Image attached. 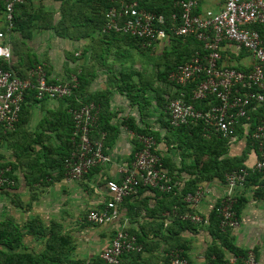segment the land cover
<instances>
[{
  "label": "crops",
  "instance_id": "crops-1",
  "mask_svg": "<svg viewBox=\"0 0 264 264\" xmlns=\"http://www.w3.org/2000/svg\"><path fill=\"white\" fill-rule=\"evenodd\" d=\"M87 1V16L66 24L64 32L37 19L26 25L20 16L3 42L11 49L9 64L15 74L25 75L31 65H41L50 81L75 78L73 105L86 99L96 105L98 125L91 137L100 140L103 132L107 162L80 179H66L62 159L72 148L67 101L36 99L28 91L14 128L3 130L0 125V168L11 181L0 185V264H104L100 252L119 229L134 236L142 247L140 252L123 253L120 264H169L168 253L175 248L182 249L189 264H264V171H251L258 152L249 137L264 121V101L247 110L223 155L237 158L248 173L234 190L239 224L219 231L209 223L213 206L227 192L223 177L202 179L198 168L205 156L196 161L198 157L181 141L190 134L165 126L167 108L158 104L174 92L163 73L173 69L179 54L185 57L184 50L192 47L186 49L184 40L175 44L170 37L145 45L123 34L100 31L104 0ZM134 1L143 9L158 8L165 13L173 7L171 0ZM61 2L26 0L15 13L41 8L52 11L55 22ZM222 3L198 0L193 12L218 11ZM1 8L0 4L3 30ZM254 27L264 45V23ZM218 52L221 66L247 71L254 64L252 54L230 40L223 39ZM141 130L156 132V138L151 136L174 193L143 186L117 205L109 222L88 221L86 214L102 209L110 199L106 182L119 181V167L133 161ZM192 181L209 193L197 206L187 207L177 194L190 188ZM192 212L207 223H191L184 215Z\"/></svg>",
  "mask_w": 264,
  "mask_h": 264
},
{
  "label": "built area",
  "instance_id": "built-area-1",
  "mask_svg": "<svg viewBox=\"0 0 264 264\" xmlns=\"http://www.w3.org/2000/svg\"><path fill=\"white\" fill-rule=\"evenodd\" d=\"M25 0H0L4 18V29L0 30V59L9 61L11 49L3 40L14 25L16 6ZM198 0H175L178 12L170 16V22L161 13L138 7L135 1L118 0L115 5L104 11L103 32H116L142 39L146 45L167 39L170 34L192 35L203 42L205 52L195 54L186 62L176 66L168 74V79L176 85H184L190 79L200 81L193 90V100L213 97L216 103L205 109L196 108L182 98H175L167 104L168 123L178 127L193 121H202L208 130L230 139L240 119L246 116L252 104L264 100V45L258 30L254 27L264 23V0H223L218 11L206 10L203 14L193 11ZM223 39L234 42L246 49L254 58V64L247 71L221 66L219 45ZM77 87L75 78L70 82L50 81L41 65L30 67L25 76L15 74L12 69L0 66V125L3 130H11L18 121L25 94L30 91L36 99L67 98ZM72 119L70 154L64 160L65 178L80 179L93 167L107 162L100 140L91 137V131L98 119L97 107L93 102L79 106H68ZM258 152L252 171H264V121L259 122L250 133ZM140 147L134 152L129 166H120L119 181L109 180L106 187L110 199L100 210H90L86 219L95 224L109 222L114 210L122 200L134 195L140 187L156 189L161 193H174V184L163 166L156 150V141L151 135H138ZM248 170L240 168L225 176L226 194L219 200V225L236 227L234 190L244 183ZM0 168V185L10 183ZM209 190L198 186L193 193L184 196L191 207ZM190 222L207 223V219L196 212L184 215ZM142 247L135 237L119 229L110 242L100 252L104 264H120L125 252H140ZM171 264H189L180 250L172 249L168 253ZM248 261L253 262L250 255ZM211 264V263H208Z\"/></svg>",
  "mask_w": 264,
  "mask_h": 264
},
{
  "label": "trees",
  "instance_id": "trees-1",
  "mask_svg": "<svg viewBox=\"0 0 264 264\" xmlns=\"http://www.w3.org/2000/svg\"><path fill=\"white\" fill-rule=\"evenodd\" d=\"M25 1L23 3L17 5L16 8L19 7V6L22 7V5L25 3ZM61 1H62L61 5L59 7L60 16L57 19V21L53 22L52 11H46L44 9L39 8V9H36L34 12L22 11L20 13V15L15 13L13 28L18 24L17 18H20V16H21L20 19L22 20V23H26V25H27V23H31V21L33 19H37L39 21H44L47 24L49 22L50 25L52 27H54L55 31L64 32V28H65L66 24L67 25L68 24H72L73 25L77 21H79L82 17H86L87 16V15L84 14L85 13L84 10H85V8L87 6L90 5L89 1H87V0H75L74 2H70V1H67V0H61ZM124 1L128 2V1H134V0H124ZM117 2H118V0H104L103 1L104 7H103V10H102V13H101V15H102L101 16V24H100V27H99L100 31H101L102 26H103L104 21H105L104 20V11H105V9L107 7H109V6H111V5H115ZM171 4L173 6L172 10H169L166 13L161 11L158 8L157 9L151 8V9H146V10L153 11V12H156V13L163 12L164 16L166 17V20L168 22H170L171 14L178 10V6L176 5L175 0H171ZM95 20L99 21V17L95 18ZM21 27H22V29L26 28V26H24V25H21ZM111 33H116V32H112L111 31ZM116 34H121V33H116ZM125 36H127V35H125ZM127 37H131V36H127ZM169 37H170V39H173L172 41L175 44H176V42L180 43V42H182L184 40L183 43H184V46H186L185 47L186 49H190V47H192L190 49V51L189 50H184L185 57L182 58L181 57L182 55L179 54L178 61L177 62L175 61V64H177V65H179L180 63L186 62L187 60H189L195 54H203L205 52V50L203 48V42L198 40V39H196L192 35L178 36V35L170 34ZM131 38H135V39H137L139 41L144 42L142 39H139V38H136V37H131ZM187 46H188V48H187ZM177 65H173L172 67H170V68H173V69H170L168 72L163 73V76L161 75L163 80L165 82H167V84H169V86L172 85L174 87V92H173V94L171 96L169 95L167 98H164V97L161 96L162 98L159 99L158 104L161 107L166 108V106L169 103V101L172 100V99H175V98H182L185 102L192 103L196 108H199V109H205L210 104L216 103V100L213 97H208V98L203 99V100H200V99L199 100H193V98H192L193 90L195 89V87L199 83V81H200L199 78L190 79L184 85H176L173 82H171L168 79V74L172 70H174ZM0 66L3 67V68L12 69L10 64H9V61H7V60L0 59ZM32 66H34V65H31L30 67H32ZM27 71H26V73H27ZM25 75H21V76L23 77ZM76 92H77V89L75 88L73 90V93H72L71 96H69L67 98L63 97L64 99H66L68 106L75 107V106H79L81 104L89 102V100L86 99L84 102H78L76 105H73V102L75 100L74 99V94ZM250 107H252V106H250ZM246 115H247V113H246ZM244 118H246V116ZM244 118L240 119V121L236 125L235 129L241 123V121H243ZM97 121H96V124H95V126L93 127V129L91 131L92 136H93V132H96L95 131L96 130V126L98 125ZM165 126H168L171 129H176V130H178L181 133L187 132V133L190 134L189 136H187L185 138H182L181 141H182V143L185 146H187V147L192 149L193 154H195L196 157H198L196 159V161H198L199 158L202 155L205 156V158L202 160V163H201L200 167L198 168V174H200V175L202 174V179L206 178V177L210 178L212 176H216L218 178H222L223 177V180L225 181V176H226L227 173H230L231 171H234V170H239L240 168H245L246 169V167H244L243 165H239L240 161L237 158L229 157V156H223L227 152V146H228L229 139L228 138H224L221 135H219V134H217V133H215V132H213L211 130H208L207 127L204 125V123L202 121H193V122H190V123L185 124V125H180L178 127H173V126L169 125L168 119H167V121L165 123ZM251 131H250V133H251ZM71 132H72V127H71ZM139 133L143 134V135H152L154 138H156V132L155 131L141 130V131H139ZM250 133H249V137H250ZM93 139H95V138H93ZM250 139H251V137H250ZM251 141H253V140L251 139ZM139 147H140V145H139ZM69 154H70V150L68 151L67 155L62 159L63 160L62 161L63 165H64L65 158H67L69 156ZM64 169H65V166H64ZM253 172H257V171L254 170ZM198 174H195V176L197 178H200L198 176ZM171 182H172V180H171ZM194 182L192 181V186L190 188L184 187L182 189V191H180V193L177 194V195H180L179 199H181V202L183 203L184 206H187V204H188V203H186L184 201V196L186 194H188V193H193L196 190V188H197L196 184L194 185ZM169 194H171V193H169ZM218 205H219V201L213 206L209 224L213 225L215 228L217 227V229L220 231L221 229H227L229 227L223 228V227H221L219 225L220 216L218 214V209H217ZM234 209H235L236 212H238L237 201L234 204ZM208 222H209V220H208ZM191 223H193V222H191ZM193 224H196V223H193ZM202 224H205V223H202ZM175 249H177V248H175ZM178 250H180L181 255L186 258V255L182 252V249H178ZM29 258H31V256H29ZM168 261H169V258H168ZM168 263L171 264L170 261Z\"/></svg>",
  "mask_w": 264,
  "mask_h": 264
},
{
  "label": "rangeland",
  "instance_id": "rangeland-1",
  "mask_svg": "<svg viewBox=\"0 0 264 264\" xmlns=\"http://www.w3.org/2000/svg\"><path fill=\"white\" fill-rule=\"evenodd\" d=\"M129 82V81H128Z\"/></svg>",
  "mask_w": 264,
  "mask_h": 264
}]
</instances>
